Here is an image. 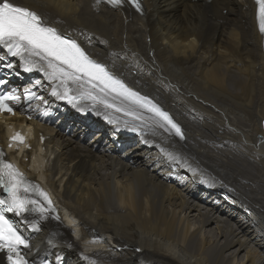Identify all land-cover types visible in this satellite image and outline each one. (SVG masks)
<instances>
[{
  "label": "bare ground",
  "instance_id": "obj_1",
  "mask_svg": "<svg viewBox=\"0 0 264 264\" xmlns=\"http://www.w3.org/2000/svg\"><path fill=\"white\" fill-rule=\"evenodd\" d=\"M14 2L71 32L185 135L116 131L103 115L64 106L45 82L47 105L0 122L5 146L6 127L32 128L27 146L6 153L57 209L40 231L23 226L27 255L57 264H264V52L253 0H141L142 13L97 0ZM16 72L10 87L41 78ZM161 148L181 163L166 162Z\"/></svg>",
  "mask_w": 264,
  "mask_h": 264
},
{
  "label": "snow or ice",
  "instance_id": "obj_2",
  "mask_svg": "<svg viewBox=\"0 0 264 264\" xmlns=\"http://www.w3.org/2000/svg\"><path fill=\"white\" fill-rule=\"evenodd\" d=\"M97 2L121 7L125 0ZM127 2L136 11L143 12L140 0ZM254 3L259 31L264 34V0H254ZM84 38L91 45V39ZM17 68L25 74L42 76L30 81L22 90L15 86L4 90L2 86L8 81L0 79V113L15 114L17 107L30 106L34 100L47 105L48 101L37 91L46 82L51 89L50 96L82 111L103 115L115 125L116 131L126 130L145 136L156 135L157 130H162L168 136L185 139L181 125L166 109L130 87L108 65L93 58L71 32H61L28 6L14 0H0V70L7 69L9 74L18 75ZM13 143H24L23 136L20 133L13 135L9 147ZM161 152L169 164L181 163L178 154L164 148ZM4 156L0 149V253L6 255L7 264H35L25 254L24 250L31 248V237L22 226L40 231L39 221L46 220L57 209L48 192L29 181ZM30 216L33 219L30 220ZM52 218L59 220L58 215ZM39 264H49L47 257L41 258Z\"/></svg>",
  "mask_w": 264,
  "mask_h": 264
},
{
  "label": "rangeland",
  "instance_id": "obj_3",
  "mask_svg": "<svg viewBox=\"0 0 264 264\" xmlns=\"http://www.w3.org/2000/svg\"><path fill=\"white\" fill-rule=\"evenodd\" d=\"M222 13L224 14L225 11H223ZM256 138H257V137H256ZM192 221L195 222V219H193ZM210 234H211V233H210ZM231 250L233 251V249H230V251L225 252L224 255H225V254L228 255V254L231 252ZM240 255H241V254H240ZM238 258H239V256H238Z\"/></svg>",
  "mask_w": 264,
  "mask_h": 264
},
{
  "label": "water",
  "instance_id": "obj_4",
  "mask_svg": "<svg viewBox=\"0 0 264 264\" xmlns=\"http://www.w3.org/2000/svg\"><path fill=\"white\" fill-rule=\"evenodd\" d=\"M262 125H263V130H264V121L262 122Z\"/></svg>",
  "mask_w": 264,
  "mask_h": 264
}]
</instances>
